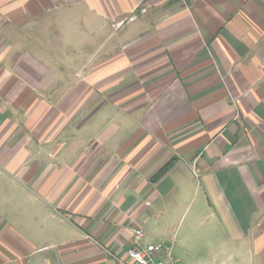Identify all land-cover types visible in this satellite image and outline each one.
I'll list each match as a JSON object with an SVG mask.
<instances>
[{
  "label": "crops",
  "instance_id": "0c3cea01",
  "mask_svg": "<svg viewBox=\"0 0 264 264\" xmlns=\"http://www.w3.org/2000/svg\"><path fill=\"white\" fill-rule=\"evenodd\" d=\"M136 225L264 264V0H0V264H134Z\"/></svg>",
  "mask_w": 264,
  "mask_h": 264
},
{
  "label": "built area",
  "instance_id": "2783aa9c",
  "mask_svg": "<svg viewBox=\"0 0 264 264\" xmlns=\"http://www.w3.org/2000/svg\"><path fill=\"white\" fill-rule=\"evenodd\" d=\"M144 232L133 226L127 255L134 264H180L171 253L168 243H144Z\"/></svg>",
  "mask_w": 264,
  "mask_h": 264
},
{
  "label": "rangeland",
  "instance_id": "374dc122",
  "mask_svg": "<svg viewBox=\"0 0 264 264\" xmlns=\"http://www.w3.org/2000/svg\"><path fill=\"white\" fill-rule=\"evenodd\" d=\"M154 221V220H153ZM151 221L146 227V230H150V228H153L154 222ZM174 221V220H173ZM187 220H185L184 222V229L187 225L186 223ZM153 222V223H152ZM171 224V225H170ZM169 225H167V229L170 231H172L173 229V225H177V223H170ZM168 232V231H167ZM170 234V233H169ZM148 236H150V238H152L154 236V233L150 232V234L148 233ZM194 249L192 248V245L189 246V251L188 253H184L181 252L180 249H178V247H173L171 248V253H172V249H173V257L180 263V264H210L209 263V259L206 258L202 251L200 249H197V247H199V243L193 245ZM196 248V249H195Z\"/></svg>",
  "mask_w": 264,
  "mask_h": 264
},
{
  "label": "trees",
  "instance_id": "16d2710c",
  "mask_svg": "<svg viewBox=\"0 0 264 264\" xmlns=\"http://www.w3.org/2000/svg\"><path fill=\"white\" fill-rule=\"evenodd\" d=\"M172 166V161L166 163L157 173L156 176H160L162 174H164L165 172H167Z\"/></svg>",
  "mask_w": 264,
  "mask_h": 264
}]
</instances>
